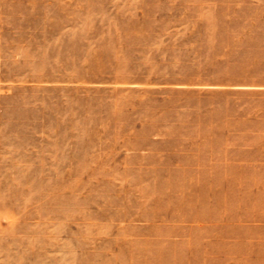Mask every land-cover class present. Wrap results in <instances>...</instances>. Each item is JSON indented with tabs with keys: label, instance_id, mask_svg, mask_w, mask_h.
I'll return each mask as SVG.
<instances>
[{
	"label": "rangeland",
	"instance_id": "374dc122",
	"mask_svg": "<svg viewBox=\"0 0 264 264\" xmlns=\"http://www.w3.org/2000/svg\"><path fill=\"white\" fill-rule=\"evenodd\" d=\"M0 264H264V0H0Z\"/></svg>",
	"mask_w": 264,
	"mask_h": 264
}]
</instances>
